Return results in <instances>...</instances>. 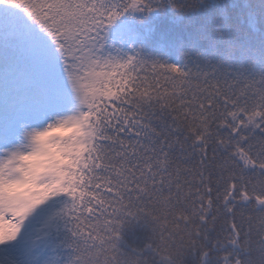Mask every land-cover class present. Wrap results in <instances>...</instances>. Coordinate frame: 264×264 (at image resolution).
<instances>
[{"label": "snow or ice", "instance_id": "1", "mask_svg": "<svg viewBox=\"0 0 264 264\" xmlns=\"http://www.w3.org/2000/svg\"><path fill=\"white\" fill-rule=\"evenodd\" d=\"M233 7L0 0V264H264V77L215 64Z\"/></svg>", "mask_w": 264, "mask_h": 264}, {"label": "trees", "instance_id": "2", "mask_svg": "<svg viewBox=\"0 0 264 264\" xmlns=\"http://www.w3.org/2000/svg\"><path fill=\"white\" fill-rule=\"evenodd\" d=\"M234 7L231 9L232 15L237 18L238 29L232 34H226L222 41H217L220 48H224L225 43H232L239 48L237 55L230 61L224 57H217L215 64L220 72L228 77L240 76L248 79L264 77V39L261 32H264V0H225ZM255 19L259 22L260 32L253 33L248 30L247 22ZM243 22H240V21ZM215 39V34L205 38L204 43H209ZM2 83H0V88ZM175 248V245H173Z\"/></svg>", "mask_w": 264, "mask_h": 264}, {"label": "rangeland", "instance_id": "3", "mask_svg": "<svg viewBox=\"0 0 264 264\" xmlns=\"http://www.w3.org/2000/svg\"><path fill=\"white\" fill-rule=\"evenodd\" d=\"M3 87V85L1 86V88Z\"/></svg>", "mask_w": 264, "mask_h": 264}]
</instances>
